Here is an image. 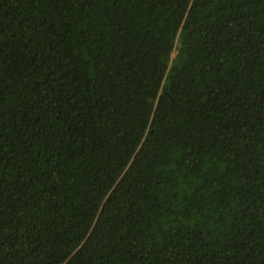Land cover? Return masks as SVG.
I'll use <instances>...</instances> for the list:
<instances>
[{"label": "trees", "instance_id": "trees-1", "mask_svg": "<svg viewBox=\"0 0 264 264\" xmlns=\"http://www.w3.org/2000/svg\"><path fill=\"white\" fill-rule=\"evenodd\" d=\"M0 264H264V0H0Z\"/></svg>", "mask_w": 264, "mask_h": 264}]
</instances>
